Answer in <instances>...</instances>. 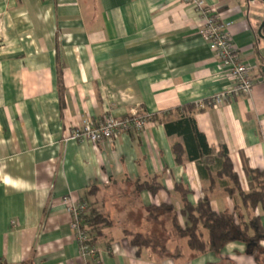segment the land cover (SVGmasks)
Wrapping results in <instances>:
<instances>
[{
    "label": "crops",
    "instance_id": "1",
    "mask_svg": "<svg viewBox=\"0 0 264 264\" xmlns=\"http://www.w3.org/2000/svg\"><path fill=\"white\" fill-rule=\"evenodd\" d=\"M204 1L232 22L254 81L248 94L217 104L211 98L232 85L228 68L180 0H0V264H264V240L195 257L185 239L169 240V255L155 256L136 254L124 236L156 228L150 206L179 208L176 185L191 204L206 194L215 211L237 206L264 227V211L240 208L237 194L210 184L202 163L185 154L178 163L172 151L183 144L182 118L191 117L213 155L226 147L243 191L253 187L245 169L264 171V2ZM137 113L147 121L141 131L99 143L68 139L85 120ZM152 179L156 193L136 190ZM65 195L109 219L94 254L79 252Z\"/></svg>",
    "mask_w": 264,
    "mask_h": 264
},
{
    "label": "trees",
    "instance_id": "2",
    "mask_svg": "<svg viewBox=\"0 0 264 264\" xmlns=\"http://www.w3.org/2000/svg\"><path fill=\"white\" fill-rule=\"evenodd\" d=\"M182 110L184 112V109ZM177 129L183 136V144L172 145L178 163L182 162L183 154L190 160H198L203 164L210 184L219 180L229 195H238L240 208L252 214L258 209L264 211V171L245 169V174L253 184V187L245 192L241 189L238 175L233 171L225 146H221L213 155L212 149L207 145L203 134L197 130L191 117H183ZM200 169L199 167V171ZM135 188L137 191L145 189L154 194L159 190L160 184L152 179L137 184ZM175 188L180 191L179 208L165 203L149 207L147 218L156 226L155 229L147 233L125 231L124 236L129 245L137 249L136 254L146 248L150 250L151 255H169L166 247L169 240L185 239L192 252L191 257L205 251L219 252L231 241H243L256 246L264 240V227L260 223L259 215L245 219L237 206L234 207L233 212L215 211L206 194L200 196L196 203L191 204L186 197L189 190L183 189L181 185H176ZM93 191L94 187L89 193ZM81 217L88 231V244L97 249L96 243L104 237L103 228L109 225V219L92 204H89ZM179 219H182V222ZM204 231L207 233L206 236ZM249 232H252V235Z\"/></svg>",
    "mask_w": 264,
    "mask_h": 264
},
{
    "label": "built area",
    "instance_id": "3",
    "mask_svg": "<svg viewBox=\"0 0 264 264\" xmlns=\"http://www.w3.org/2000/svg\"><path fill=\"white\" fill-rule=\"evenodd\" d=\"M183 4L195 9L201 19L198 33L207 41V44L219 63L228 68L232 85L227 91L214 95L213 103H220L225 97L238 93L248 94L254 81L251 77V67L240 58V53L235 46L231 33V21L221 18L214 7L206 5L204 0H180ZM146 117L141 114H132L124 117L104 115L97 122L85 120L70 131L68 139L76 141H89L99 143L112 139L115 135L129 131H141L146 124ZM66 211L70 215V228L73 230L79 252L82 256L94 254L96 248L88 244V231L83 225L82 214L88 208L85 199L73 200L71 196L62 197Z\"/></svg>",
    "mask_w": 264,
    "mask_h": 264
},
{
    "label": "water",
    "instance_id": "4",
    "mask_svg": "<svg viewBox=\"0 0 264 264\" xmlns=\"http://www.w3.org/2000/svg\"><path fill=\"white\" fill-rule=\"evenodd\" d=\"M260 1L264 2V0H260ZM257 34L260 38H264V18H262V21L257 28Z\"/></svg>",
    "mask_w": 264,
    "mask_h": 264
}]
</instances>
